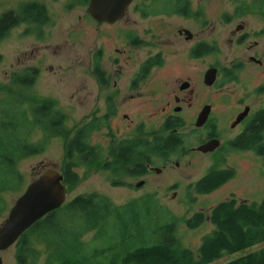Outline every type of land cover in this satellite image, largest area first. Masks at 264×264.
<instances>
[{"label":"flooded vegetation","instance_id":"obj_1","mask_svg":"<svg viewBox=\"0 0 264 264\" xmlns=\"http://www.w3.org/2000/svg\"><path fill=\"white\" fill-rule=\"evenodd\" d=\"M91 1L76 25L78 92L101 105L77 129L91 127L94 159H75L102 165L109 140L103 169L109 162L114 175L140 178L136 188L172 176L174 197L179 181L203 194L199 182L213 169L231 172L219 189L235 178L237 159L264 173V0H162L153 13L129 14L133 0L114 22L98 21ZM170 138L169 150L148 149Z\"/></svg>","mask_w":264,"mask_h":264},{"label":"rangeland","instance_id":"obj_2","mask_svg":"<svg viewBox=\"0 0 264 264\" xmlns=\"http://www.w3.org/2000/svg\"><path fill=\"white\" fill-rule=\"evenodd\" d=\"M26 2L44 4L50 19L48 23L40 25L22 23L0 41V108L9 100L20 101L22 108L27 111L29 122H34V107L42 101L52 102L47 121L53 117L61 119L62 128L69 133L71 139L77 129L87 123L92 110L101 105L92 96L87 98L89 101L82 103L78 92L80 69L76 58L80 50L76 39V25L78 17L87 12L88 0L86 3L84 0H0V15L10 10L17 11ZM161 3L162 0H135L127 12L141 14V8L144 7L153 13L154 7ZM164 10L171 11V8L164 7ZM36 68L39 69L37 75ZM26 74L29 80H33L28 86L20 84V78ZM92 88H95L93 84L90 86L91 90ZM1 127L0 121V129ZM158 133L166 134L160 131ZM94 137L95 141L98 140L96 135ZM67 141V137L53 136L44 127L34 125L29 144L46 142V145L43 151L22 157L14 166V171L20 176L14 186L0 189V226L8 218L17 199L39 174L48 168H54L63 174L71 162L76 164L73 169L79 177L74 184L65 182L67 198L62 207L68 206L78 196L96 195L108 201L110 210L106 220L98 227L83 230L70 250H67V246L64 248L66 244L61 247L57 243L46 242L39 232L28 231L29 246L36 253V259L30 260L28 264H52L60 253L78 257L79 264L104 263L107 261L105 256L110 254V248L124 253L136 246L155 243L160 227L169 222L176 223L178 245L189 248L196 254L203 237L212 232L213 225L207 221L198 228H190L187 224L189 218L200 211L208 216L213 206L225 200L252 204L261 203L264 199L262 168L258 167V162L254 163L246 158L236 160L232 165L236 171L235 178L219 189L208 194H198L187 189L190 181H179V193L174 197L175 189L170 185L176 179L172 176L154 175L156 179L136 188L140 178L131 177L125 171H117L122 174L114 175L109 169V162L105 166L108 170L103 169L102 165L108 158L109 140L102 139V165L97 161L89 164H83L77 159L69 161L66 157ZM193 174L194 182L203 175L202 168L197 166ZM120 209H127L128 214L120 215ZM60 216L61 223L67 227L78 225V218L72 216L69 210H62ZM262 247L264 243L249 251ZM82 249L83 256H80ZM241 254L222 256L212 264H222ZM1 258L2 264H19L17 246L14 244L2 251Z\"/></svg>","mask_w":264,"mask_h":264},{"label":"trees","instance_id":"obj_3","mask_svg":"<svg viewBox=\"0 0 264 264\" xmlns=\"http://www.w3.org/2000/svg\"><path fill=\"white\" fill-rule=\"evenodd\" d=\"M22 23L39 25L47 23V7L38 2H26L21 4L17 11L10 10L2 13L0 41ZM27 77L28 74L20 78L21 85L32 84L33 80ZM51 106L52 104L47 101L38 103L34 107V122H29L27 111L22 108L20 101L9 100L0 108L2 116L0 118L2 126L0 129L1 190L13 187L20 177L14 171V166L22 157L44 150L46 142L38 145H30L28 142L35 124L44 127L53 136L67 137L66 157L69 161L78 155L82 156L86 162H92L94 159L95 148L89 143L91 127L76 131L74 137L70 139L69 133L62 128L61 119L47 121ZM172 140L173 138H170L158 144H149L148 149L158 152L169 150ZM133 148L134 146L130 147V149ZM75 166L74 162L67 166V183L77 182L78 174L73 169ZM231 175L229 171L213 169L199 182L198 191L208 194L230 179ZM109 208L110 205L105 198L90 195L78 196L65 208L61 207L51 212L32 225L19 238L17 244L19 264H28L30 260L36 259L35 250L29 246L28 231L39 232L46 242L57 243L61 247L66 244L64 248L67 246V250H70L83 230L96 228L106 220ZM66 209L72 216L78 218L77 226L72 224L71 228L61 223L60 212ZM127 209H120V215L128 214ZM207 221L213 225V230L203 237L196 254L191 249L181 248L178 245L176 223L169 222L160 227L155 243L148 246H136L127 249L124 253L110 248L108 250L110 254L105 256L107 261L100 264H212L222 256H234L239 253L242 254L222 264H264V247L249 251L252 247L264 243V199L261 203L252 204L237 203L233 199L225 200L213 206L208 216L203 211L197 212L187 220V224L190 228H198ZM82 251L83 249L80 256H83ZM52 264H79V258L64 256L60 253Z\"/></svg>","mask_w":264,"mask_h":264},{"label":"water","instance_id":"obj_4","mask_svg":"<svg viewBox=\"0 0 264 264\" xmlns=\"http://www.w3.org/2000/svg\"><path fill=\"white\" fill-rule=\"evenodd\" d=\"M132 1L92 0L89 12L100 22H114L125 13ZM66 198L63 174L54 168H48L39 174L17 199L8 218L0 226V264L1 252L13 246L37 221L61 208Z\"/></svg>","mask_w":264,"mask_h":264}]
</instances>
